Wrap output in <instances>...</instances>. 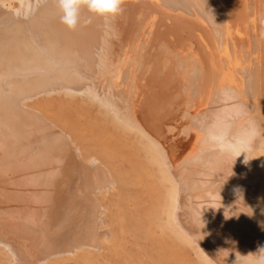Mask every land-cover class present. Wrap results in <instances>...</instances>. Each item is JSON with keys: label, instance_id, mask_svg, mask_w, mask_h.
Listing matches in <instances>:
<instances>
[{"label": "bare ground", "instance_id": "obj_1", "mask_svg": "<svg viewBox=\"0 0 264 264\" xmlns=\"http://www.w3.org/2000/svg\"><path fill=\"white\" fill-rule=\"evenodd\" d=\"M122 9L0 0V264H254L264 0Z\"/></svg>", "mask_w": 264, "mask_h": 264}, {"label": "clouds", "instance_id": "obj_2", "mask_svg": "<svg viewBox=\"0 0 264 264\" xmlns=\"http://www.w3.org/2000/svg\"><path fill=\"white\" fill-rule=\"evenodd\" d=\"M60 10V20L70 30H75L81 21V9L86 7L89 12L104 20H112L123 11L124 0H56ZM254 264H264V249L260 250Z\"/></svg>", "mask_w": 264, "mask_h": 264}, {"label": "rangeland", "instance_id": "obj_3", "mask_svg": "<svg viewBox=\"0 0 264 264\" xmlns=\"http://www.w3.org/2000/svg\"><path fill=\"white\" fill-rule=\"evenodd\" d=\"M6 1H9V0H6ZM156 165H158V164H156ZM156 168H157V175H156V178H158L159 176H161V175H163V174H161V173H163L161 170H160V167H159V165L158 166H156ZM160 171V172H159ZM161 174V175H160ZM169 180V179H168ZM165 182V181H164ZM166 184L168 185L169 184V186L172 184V183H170L169 181L167 182L166 181ZM175 254H176V252H173V257L175 256ZM193 259H195L194 261H195V263H198L197 262V258H196V256L195 255H193ZM184 260H187V259H184ZM187 263H189V264H191L192 262L191 261H187ZM187 263H185V264H187Z\"/></svg>", "mask_w": 264, "mask_h": 264}]
</instances>
